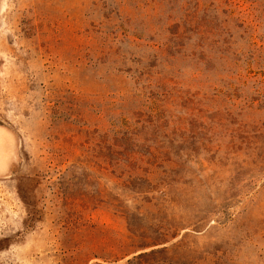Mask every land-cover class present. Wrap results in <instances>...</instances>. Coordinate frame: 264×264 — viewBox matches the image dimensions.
<instances>
[{
	"label": "rangeland",
	"instance_id": "obj_1",
	"mask_svg": "<svg viewBox=\"0 0 264 264\" xmlns=\"http://www.w3.org/2000/svg\"><path fill=\"white\" fill-rule=\"evenodd\" d=\"M0 264H264V0H0Z\"/></svg>",
	"mask_w": 264,
	"mask_h": 264
}]
</instances>
